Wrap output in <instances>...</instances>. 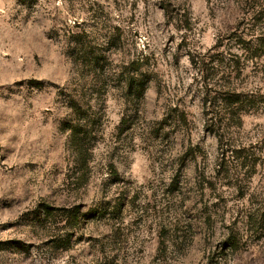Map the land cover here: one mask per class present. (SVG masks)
Listing matches in <instances>:
<instances>
[{"label":"rangeland","instance_id":"obj_1","mask_svg":"<svg viewBox=\"0 0 264 264\" xmlns=\"http://www.w3.org/2000/svg\"><path fill=\"white\" fill-rule=\"evenodd\" d=\"M0 264H264V0H0Z\"/></svg>","mask_w":264,"mask_h":264},{"label":"trees","instance_id":"obj_2","mask_svg":"<svg viewBox=\"0 0 264 264\" xmlns=\"http://www.w3.org/2000/svg\"><path fill=\"white\" fill-rule=\"evenodd\" d=\"M52 210L50 209V208H48L47 207V212L49 213V212H51ZM73 218H72V220L73 221H76L77 219H78V216H72Z\"/></svg>","mask_w":264,"mask_h":264}]
</instances>
